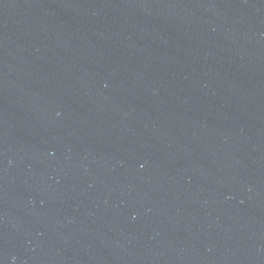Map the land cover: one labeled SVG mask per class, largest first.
I'll return each mask as SVG.
<instances>
[{
	"label": "water",
	"instance_id": "1",
	"mask_svg": "<svg viewBox=\"0 0 264 264\" xmlns=\"http://www.w3.org/2000/svg\"><path fill=\"white\" fill-rule=\"evenodd\" d=\"M0 264H264V0H0Z\"/></svg>",
	"mask_w": 264,
	"mask_h": 264
}]
</instances>
